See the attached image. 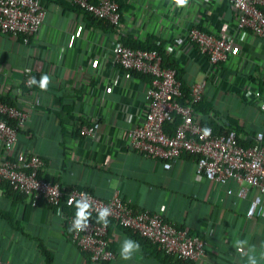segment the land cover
Returning <instances> with one entry per match:
<instances>
[{"label": "crops", "instance_id": "obj_1", "mask_svg": "<svg viewBox=\"0 0 264 264\" xmlns=\"http://www.w3.org/2000/svg\"><path fill=\"white\" fill-rule=\"evenodd\" d=\"M119 2L123 41L162 42L187 86L206 80L198 109L203 115L224 127L237 126L245 143L256 130L264 132V38L237 29L229 0H189L183 8L173 0ZM42 3L45 16L36 34L0 32V94L29 113L16 149L41 154L44 173L65 188H88L104 199L119 191L135 208L200 233L205 253L186 264H249V256L264 264V216L247 215L257 189L244 183L248 190L240 195L241 183L207 178L188 154L165 168L157 157L130 149L125 130L143 121L150 76L113 62L111 46L118 37L113 26L76 10L71 0ZM194 25L234 36L227 61L210 66L198 51L184 48ZM27 69L34 77L51 78L46 91L26 84ZM96 120L94 134L84 132ZM71 210L44 201L34 205L0 181L3 264H50L49 257L52 264H173L155 243L118 225L111 226L115 258L93 262L71 237ZM126 238L141 248L131 260L119 255ZM239 240L247 242L243 251Z\"/></svg>", "mask_w": 264, "mask_h": 264}, {"label": "built area", "instance_id": "obj_2", "mask_svg": "<svg viewBox=\"0 0 264 264\" xmlns=\"http://www.w3.org/2000/svg\"><path fill=\"white\" fill-rule=\"evenodd\" d=\"M71 1L117 30L118 37L111 46L115 64L150 76L143 121L125 130L130 149L157 157L165 168L171 167L172 160L191 155L198 171L207 178L223 183L231 180L241 183L240 195H246L248 188L244 183H248L257 189V193L250 200L247 215L264 216V132L256 130L248 136L253 141L245 143L246 137L235 127L216 131L208 116L197 107L206 95V80L192 82L186 95L178 68L164 64V54L160 50L126 44L119 0ZM229 1L236 11L237 29L264 38V0ZM44 16L42 0H0L2 33L32 36L40 30ZM233 44L234 36H219L194 25L188 30L184 48L198 51L210 66H215L229 59ZM32 77L31 69H27V85L31 86ZM28 118L27 110L4 100L0 94V181L8 182L16 193L34 205L44 201L72 209L67 216L70 227L76 209L67 201L70 196L80 199L81 193H87L93 204L89 225L85 231H71V237L93 262L109 263L115 258L112 225L129 228L134 234L148 238L171 257L173 264L203 257L206 240L190 227H180L161 213L135 208L119 191L104 199L88 188H65L46 175V161L41 154L15 147ZM98 124L96 120L93 125L84 126V132L93 135ZM168 125H174V131L169 130ZM204 128H209L211 134L202 138ZM254 202L256 207L249 215ZM104 206L111 209L107 226L97 223L98 212L95 210ZM0 264H3L1 259Z\"/></svg>", "mask_w": 264, "mask_h": 264}, {"label": "clouds", "instance_id": "obj_3", "mask_svg": "<svg viewBox=\"0 0 264 264\" xmlns=\"http://www.w3.org/2000/svg\"><path fill=\"white\" fill-rule=\"evenodd\" d=\"M173 3L177 7H186L189 3V0H173ZM243 38V36H242ZM51 82V78L48 75H42L39 80L35 77H32L30 80L31 85L38 86L42 91H46L48 89V85ZM203 137H207L211 134V130L209 128H204ZM67 203L71 205H75V215L72 221L70 231L81 232L85 231L89 225V218L91 217V211L93 209V204L87 193H81L80 199H75V197H69ZM256 207V203L254 202L252 208L249 209V215H252L254 208ZM98 212L97 223H103L105 226L108 224V217L111 215V209L107 206L104 207H96L95 209ZM247 242L244 240L237 241L238 250L243 251V246ZM141 251L140 244L137 241H134L130 238H126L122 241L120 248V258L123 260H131L133 258L134 253H138ZM261 259H264V254H261ZM249 264H258L257 258L253 256L248 257Z\"/></svg>", "mask_w": 264, "mask_h": 264}, {"label": "trees", "instance_id": "obj_4", "mask_svg": "<svg viewBox=\"0 0 264 264\" xmlns=\"http://www.w3.org/2000/svg\"><path fill=\"white\" fill-rule=\"evenodd\" d=\"M72 4H73V6H74V8H75L76 10H78V11H82V12L86 13L88 16H92V17L98 19L99 21H104L103 19H101V18L95 16L92 12L85 10V9L82 8L81 6H79V5H77V4L73 3V2H72ZM104 22H105V21H104ZM124 41H125L126 44H128V45H130V46H132V47H141V48H149V49H158V50H160V51L164 54V64H166V65L176 66V67L178 68V70H179V73H180L179 76H180V78H182V76H181V72H182V70L179 69V65H178L177 60H175V58H171L170 56H167V55H166V52H165V45H164V43H162V42H158L157 40H149V41H146V42H139V41L137 42V41H133V40H130V41H129L127 38H125ZM132 72H133V73H141V74H143L142 72H139V71H133V70H132ZM147 75H148V74H147ZM35 78H36L37 80H39V76H35ZM182 82H183V90H184V93H186V95H187V94H189V90H190V88H189V86H187V85L185 84V81H184L183 79H182ZM202 101H203V100H202ZM202 101L197 105L198 109H199V106L201 105ZM10 121H12V120H10ZM209 122L215 126V129H216V131H218V132L225 131L226 128H228V127H235V128H237V129H239L237 126H234V125H231V124H230V126L227 125V127H224V125H226V124H224V125H219V124H217L216 121L213 120V119H210ZM171 127H172V125H168V126H167L168 129L171 128ZM239 130H240V129H239ZM4 182H6V181H4ZM6 183H7V185H8V188L11 189L12 191H14V190L11 188V186L9 185V183H8V182H6ZM14 192H16V191H14ZM21 196H22V195H21ZM135 235H136V234H135ZM136 236L139 237V238L141 237V236H139V235H136ZM141 238H142V237H141ZM143 238H145V237H143ZM145 239L149 240L148 238H145ZM149 241H150V240H149ZM48 257H49V256H48ZM48 261H49L50 264H52V261H51V258H50V257L48 258ZM186 262H188V261H180L178 264H186Z\"/></svg>", "mask_w": 264, "mask_h": 264}]
</instances>
